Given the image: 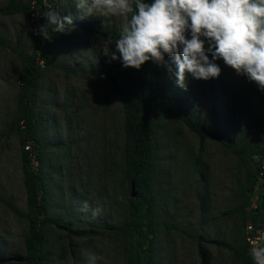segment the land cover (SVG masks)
Here are the masks:
<instances>
[{
    "label": "rangeland",
    "instance_id": "374dc122",
    "mask_svg": "<svg viewBox=\"0 0 264 264\" xmlns=\"http://www.w3.org/2000/svg\"><path fill=\"white\" fill-rule=\"evenodd\" d=\"M6 2L0 0V8ZM75 3L76 0L53 2L51 9L61 16L71 15L75 27L70 34H51L50 66L43 69L39 79L36 114L45 148L51 220L45 264H89V252L104 257L98 264H127V239L117 232L128 223L123 105L121 96L104 77L112 62L114 43L78 29L119 31L124 20L110 15L83 16ZM33 18H38L36 13ZM28 24L22 15H0V37L7 46L0 45V264H23L25 255L27 222L16 212H26V193L13 120L21 66L17 52L30 54ZM216 63L222 69L218 78L196 80L188 74L184 90L168 71V65L173 71L175 65L166 56L161 97L179 101L207 130L214 126L213 106L216 134L239 144L255 115L254 82L237 75L223 60ZM124 76V83L129 85V70L124 71ZM198 145L199 139L183 125L164 119L156 123L157 171L152 180L158 226L154 264H203L202 256L204 264H238L230 251L210 242L238 247L240 223L234 211L242 203L236 192L243 174L235 156L219 141L205 142L197 165ZM85 201L90 205L87 213L81 211ZM97 206L102 211L93 216L91 208ZM167 225L175 227L167 231ZM198 238L202 239L199 248ZM247 253L251 257L248 249Z\"/></svg>",
    "mask_w": 264,
    "mask_h": 264
},
{
    "label": "trees",
    "instance_id": "16d2710c",
    "mask_svg": "<svg viewBox=\"0 0 264 264\" xmlns=\"http://www.w3.org/2000/svg\"><path fill=\"white\" fill-rule=\"evenodd\" d=\"M45 1L50 8L44 6ZM53 2L54 0L25 2L7 0L6 4L0 8L1 16L22 15L29 23L30 54L24 51L17 52L21 66L16 113L13 120L26 193V212H16L18 217L27 222L23 264H45L47 233L51 227L50 207L46 196L47 182L44 174L45 148L41 143V128L36 111L39 79L43 69L50 66L52 38L45 40L42 36L35 35L31 29L38 30L39 26L45 23L41 15L52 8ZM146 2L151 3L153 0H146ZM34 13L38 18H33ZM78 29L111 40L115 50L119 31L89 27ZM0 45L7 47L2 37H0ZM40 62L42 65L39 64ZM162 68L163 66L148 61L139 70L131 67L125 69L122 67V62L117 60L112 61L104 72L107 84L121 96L123 105V175L129 191L126 205L128 223L117 232H122L127 239L125 245L127 264H154L155 260L158 223L155 217L156 200L152 179L157 171L154 133L156 123L160 119L183 125L199 139L197 165L201 163L200 157L207 140L219 141L235 156L238 168L243 174V182L236 192L242 199V203L234 211L239 214L238 247L231 248L215 241L210 244L230 251L238 264H253V260L247 253L248 244L243 231L247 222L264 228V92H261L254 82L255 115L247 136L237 144L220 138L216 134V109L213 106L211 109L214 126L207 130L195 122L193 116L179 101L161 97ZM126 70H129V85L124 83ZM69 72L74 73V71ZM196 171L199 173V168H196ZM131 181H134L135 186L134 198L130 196ZM254 195L256 200L253 202ZM229 214L223 217L227 218ZM174 227L167 225V231ZM184 234L189 238L192 237L190 234ZM201 243L202 239L198 238V248ZM201 259L204 264L203 256Z\"/></svg>",
    "mask_w": 264,
    "mask_h": 264
},
{
    "label": "clouds",
    "instance_id": "9594fccd",
    "mask_svg": "<svg viewBox=\"0 0 264 264\" xmlns=\"http://www.w3.org/2000/svg\"><path fill=\"white\" fill-rule=\"evenodd\" d=\"M75 7L83 16L123 18L110 62L119 60L125 69L139 70L148 61L163 66L171 57L175 71L170 65L168 71L187 90L188 74L196 80L218 78L222 69L216 61L223 60L264 92V0H76ZM42 16L45 23L31 31L45 40L74 30L71 15L49 9ZM89 210L83 202L81 211ZM101 211L91 208L93 216ZM250 254L255 264H264V247L253 246ZM87 258L89 264L104 260L94 252Z\"/></svg>",
    "mask_w": 264,
    "mask_h": 264
},
{
    "label": "built area",
    "instance_id": "2783aa9c",
    "mask_svg": "<svg viewBox=\"0 0 264 264\" xmlns=\"http://www.w3.org/2000/svg\"><path fill=\"white\" fill-rule=\"evenodd\" d=\"M44 6L48 7L49 4L45 1ZM42 65V62L39 63ZM262 174H260L261 176ZM256 200V197L253 199V202ZM255 207V203L253 208ZM245 241L248 244V250L250 251L251 247H264V228L257 227L251 222H247L245 226Z\"/></svg>",
    "mask_w": 264,
    "mask_h": 264
},
{
    "label": "water",
    "instance_id": "95a60500",
    "mask_svg": "<svg viewBox=\"0 0 264 264\" xmlns=\"http://www.w3.org/2000/svg\"><path fill=\"white\" fill-rule=\"evenodd\" d=\"M130 196L132 198H134L136 196L134 181H131V183H130Z\"/></svg>",
    "mask_w": 264,
    "mask_h": 264
}]
</instances>
